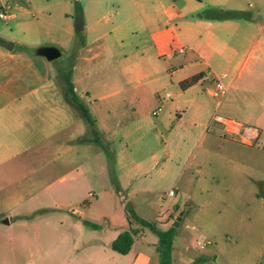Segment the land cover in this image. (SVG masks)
<instances>
[{"label":"rangeland","instance_id":"obj_1","mask_svg":"<svg viewBox=\"0 0 264 264\" xmlns=\"http://www.w3.org/2000/svg\"><path fill=\"white\" fill-rule=\"evenodd\" d=\"M256 6L248 0L246 13L257 14ZM125 10L140 13L122 0H27L9 11L16 19L1 21L3 37L18 42L15 50L29 45L26 58L42 81L34 88L35 100H23L35 103V109L0 121V264H57L56 256L76 252L68 228L73 218L102 224L101 216L110 214L124 220L127 204L149 222L183 213L174 226L173 264H186L200 253L211 256L205 264H264V175L228 161L264 158L258 150L264 130L252 149L226 136L215 119L258 127L264 85L247 86L244 72L236 81L221 79L227 88L223 96L214 94L216 83L210 80L183 91L171 84L164 63L150 50L123 53L116 41H96ZM104 17L108 23L92 31ZM259 17L264 19V0ZM78 19L88 28L69 36L67 29ZM84 43L89 45L82 51ZM41 46L57 47L62 54L49 61L36 55ZM73 65L80 103L93 121L90 130L99 134L98 142L74 143L70 151L66 136L85 129L87 122L72 106L66 84ZM24 75L32 77L27 69ZM37 96L45 100L39 103ZM84 200L92 204L79 207ZM76 209L83 212L81 219L73 215Z\"/></svg>","mask_w":264,"mask_h":264},{"label":"crops","instance_id":"obj_2","mask_svg":"<svg viewBox=\"0 0 264 264\" xmlns=\"http://www.w3.org/2000/svg\"><path fill=\"white\" fill-rule=\"evenodd\" d=\"M122 1L134 5L140 13L131 14L125 10L122 13L123 18L118 23H113L96 41L105 39L112 45L116 41L123 53L127 48L142 51L150 50L155 61L164 63L167 71L166 76L170 79L171 84L181 86L183 91L187 86L205 80L215 81L216 85L217 83L223 84L221 79L231 78L232 81H236V79L243 77L244 72H247V78L250 80L246 83L247 86L254 81L264 85V19L259 17L261 0H254L257 4L258 15L246 13L248 0ZM25 2L27 0H0V9L4 8L7 11V17L0 19V121L2 118L25 117L22 113L24 110L30 112L35 109V103H25L23 100L27 97L34 101L36 96L34 88L40 85L42 81L34 62L26 58L25 50L30 49L29 45L21 43L20 45L25 50H15L18 42L3 37L5 25L1 21L16 19L17 14L9 13V11L12 10L13 6L22 5ZM112 5L114 6V3ZM20 8L25 10L23 6ZM234 13L243 16L238 18L224 16ZM189 17H191L190 20ZM108 21L105 17L98 19L91 28L92 31H97L101 25H106ZM87 28V23L78 19L74 25L67 29V32L69 36H72L74 32L83 33ZM142 37L143 39H139ZM135 38H138V41H135ZM126 39L129 41L125 42ZM2 42L13 43V48L10 50L4 47ZM88 45V43H84L80 50L83 51ZM26 69L29 70L32 77H25ZM76 71L77 66L73 65L70 82L80 101L81 98L77 94L75 80L72 77ZM155 79L152 78L151 81L155 82ZM244 89L249 90L247 87ZM184 95V92L180 93L177 98ZM262 95L264 96V92L261 93ZM36 100L41 102L45 98L37 96ZM72 106L81 112L76 104V107ZM220 106L218 104V107ZM258 111L260 114L259 125L252 127V129L257 130L259 138L264 130V98L258 104ZM50 114L57 118L58 112L53 111ZM93 129L90 130L87 121L85 129L80 128L75 134L66 136L65 142L70 145L69 150L74 149L72 146L74 143L98 142L99 131ZM58 133L60 132L54 133L49 139H54ZM262 145L258 150L264 151ZM246 146L252 149L256 147L255 145ZM228 161L245 166L253 173L264 175V158L262 157L229 159ZM252 179L250 177V180ZM116 190H118L117 185ZM89 196L94 200L99 199L95 192H90ZM256 197L258 200L259 195ZM91 204L90 200H84L79 202L78 206L84 207ZM125 206L123 210L124 220L120 221L117 215L110 214L108 215L109 218L106 215L101 216L104 220L102 224L94 222L93 219H86L81 222L73 218L69 222L68 228H70L69 234L73 237L70 239L73 242L71 244L73 245L72 250H76V252L72 255L56 256L57 264H159L158 237L148 229H139V236L135 238L129 253L120 254L113 250V241L120 233L129 229ZM199 212H205L204 208L200 207ZM73 215L81 219L83 212L76 209L73 211ZM177 216H179L178 211H173L168 218L159 217V219L167 224L166 228H169L173 226V222L177 221ZM147 233H152L156 239L151 240ZM262 236H264V229ZM82 241L84 245L79 247V243ZM204 244L209 245L211 242L207 241ZM197 245L201 246V243L197 242ZM210 260L211 256L208 253H200L194 259H189L186 264H205Z\"/></svg>","mask_w":264,"mask_h":264},{"label":"trees","instance_id":"obj_3","mask_svg":"<svg viewBox=\"0 0 264 264\" xmlns=\"http://www.w3.org/2000/svg\"><path fill=\"white\" fill-rule=\"evenodd\" d=\"M227 18L242 17V14H225ZM68 91L71 95L73 102L79 107L88 123L93 126L91 115L87 108L80 103L78 97L74 93L73 87L69 79L66 80ZM264 149V144L262 145ZM125 215L129 223V229L123 231L113 241L112 248L120 254H127L131 250L135 238L139 236V229H148L158 237L157 251L159 253V264H171L172 262V250L174 245V233L175 228L171 226L166 228L167 224H164L161 219L149 222L141 218L137 212L130 205L125 206Z\"/></svg>","mask_w":264,"mask_h":264},{"label":"built area","instance_id":"obj_4","mask_svg":"<svg viewBox=\"0 0 264 264\" xmlns=\"http://www.w3.org/2000/svg\"><path fill=\"white\" fill-rule=\"evenodd\" d=\"M7 17V11L4 8L0 9V19H5ZM226 93V88L223 84L217 83L216 85V96H223ZM154 115H157V112H153ZM216 120L223 124L224 132L226 136L232 138L233 140H239L241 143L246 145H254L255 140L258 138L257 130L246 127L242 123H238L233 120L223 119L216 116ZM175 192L173 190L169 191V196H174Z\"/></svg>","mask_w":264,"mask_h":264},{"label":"water","instance_id":"obj_5","mask_svg":"<svg viewBox=\"0 0 264 264\" xmlns=\"http://www.w3.org/2000/svg\"><path fill=\"white\" fill-rule=\"evenodd\" d=\"M2 45L8 49H12L13 48V43L10 42H2ZM36 55L37 56H43L45 57L47 60L52 61L57 59L58 57L61 56V52L57 47L54 46H41L38 47L36 49ZM183 215V213H180L179 217L177 218V221L174 222L173 226H177L178 225V221L181 220V216Z\"/></svg>","mask_w":264,"mask_h":264}]
</instances>
